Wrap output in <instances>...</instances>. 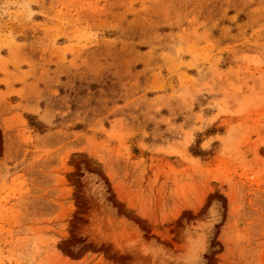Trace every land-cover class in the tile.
I'll list each match as a JSON object with an SVG mask.
<instances>
[{
  "label": "rangeland",
  "instance_id": "obj_1",
  "mask_svg": "<svg viewBox=\"0 0 264 264\" xmlns=\"http://www.w3.org/2000/svg\"><path fill=\"white\" fill-rule=\"evenodd\" d=\"M0 264H264V0H0Z\"/></svg>",
  "mask_w": 264,
  "mask_h": 264
}]
</instances>
